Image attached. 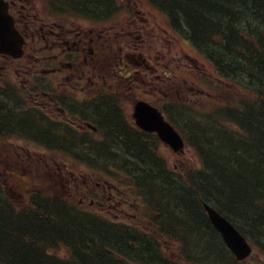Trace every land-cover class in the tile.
Returning <instances> with one entry per match:
<instances>
[{
	"label": "trees",
	"instance_id": "obj_1",
	"mask_svg": "<svg viewBox=\"0 0 264 264\" xmlns=\"http://www.w3.org/2000/svg\"><path fill=\"white\" fill-rule=\"evenodd\" d=\"M211 2L213 0H160L159 4L167 12L168 21H171L173 26L179 29L187 27L191 41L204 54L216 59L220 53L223 60H216L225 65L228 77H246L245 84L254 88V96L243 100L239 109L241 111L237 107V110L231 112L219 110L215 114L216 117L197 123L191 119L189 123H184L188 138L201 158V168L189 169L183 175L171 171L169 178L177 182L176 184L165 183L159 187L149 182L146 186L149 193L153 190H165L154 202L158 210L161 206L166 208L165 215L161 214V228L164 231L172 229L177 238H171L184 241L181 243V253L187 246L183 253L185 256L180 257L183 263L159 260L165 264H241L235 263L228 254L222 258L224 253L216 247L215 238L205 236L206 229L211 232L212 227L203 202L213 204L220 213L225 214L244 234L253 239L256 248L264 254V21L256 24L234 22L236 18H243L251 11L259 14L261 10L264 11V5L261 0ZM88 4L95 2L88 1ZM250 4L253 7H250ZM98 5L106 6L102 1ZM261 6L263 7L259 9ZM216 50L221 52L216 53ZM104 106L108 111L102 113L101 107H97L96 112L105 119L111 131L117 130L116 135L126 134V143L131 145L142 143L140 137L136 134L139 137L136 138L134 132H131L129 126L117 115L113 105ZM219 119L235 122L236 131L229 132L227 128L220 127L219 123L208 122ZM203 129L204 133L209 135L208 142H205L209 147L206 149L198 144L203 136L194 135V130ZM139 150L140 157H145L149 164L152 157L149 156L150 150L143 147ZM160 163L163 165L165 161L161 160ZM156 165L159 169L165 168H162L157 160ZM162 173L167 172L162 170ZM141 187L145 190V185ZM176 188H179V191H174ZM169 193L174 198H171ZM170 198L175 202L171 206L168 205ZM41 205L43 208L40 206L34 213L15 211V214L11 211V215H8L7 211L3 212L4 209L0 210V259H3L4 263L134 264L139 261L120 259L117 254L124 250L129 254L128 258L133 254L140 255L138 252L141 248L135 249L131 245L133 240L138 244L139 240H145L141 238V231L134 233L124 227L103 229L98 221L94 225L89 222L92 220L86 217L73 215L64 205L51 202ZM52 209L56 211L57 216L52 213ZM192 211H201V216L192 215ZM193 232L199 235L196 244H200L204 237L209 240L207 245L210 249L203 251L196 245L191 239ZM75 239L79 244L72 242ZM129 240L132 241L131 245ZM58 241L61 244H64V241L70 242L69 258L61 259L49 252L58 247ZM108 246H112L110 250L107 249ZM114 250L116 255L112 253ZM216 250L221 253L219 261L213 260ZM153 251L151 249L149 252ZM156 253L159 255L157 250Z\"/></svg>",
	"mask_w": 264,
	"mask_h": 264
},
{
	"label": "flooded vegetation",
	"instance_id": "obj_2",
	"mask_svg": "<svg viewBox=\"0 0 264 264\" xmlns=\"http://www.w3.org/2000/svg\"><path fill=\"white\" fill-rule=\"evenodd\" d=\"M4 1L26 39V53L21 60L0 56V146L5 148L0 161L53 158L60 152L90 154L89 139L102 137L90 102L112 84L102 73L103 65L108 61V69L122 77L127 65H119L129 58L114 35L96 28L95 10L105 9L109 1ZM101 1L106 6L98 5ZM77 8L91 24L75 16ZM112 41L117 51L105 57ZM36 144L40 146L31 147ZM57 177L52 168L53 180Z\"/></svg>",
	"mask_w": 264,
	"mask_h": 264
},
{
	"label": "rangeland",
	"instance_id": "obj_3",
	"mask_svg": "<svg viewBox=\"0 0 264 264\" xmlns=\"http://www.w3.org/2000/svg\"><path fill=\"white\" fill-rule=\"evenodd\" d=\"M147 0H137V3L135 0H118V2L120 3L119 8H121V13L119 14V16L117 17H113L110 20H101V21H110L111 23L105 24V25H100L98 27H96L97 29L100 30V28H111V26L113 25H119L117 27H114L111 32H113L114 34L119 32L120 30H123V27H126L127 25L131 24L132 22L128 23L130 20L131 21H141L144 23V25H142L141 23V27H139L137 29V34H141L142 39H144V43L141 44V42L139 41V39H136V41L134 42V44L136 45V52H134L135 57L138 58L139 56V52H143V54L148 58H153L154 56L158 57V58H162L163 62L168 66V67H172L173 71L175 73L176 76H170V78L168 79V83H169V87H172L174 85L175 82H178L179 87H182L183 85H186L187 87H196L199 88L201 86L205 87V84L202 83L200 80L196 82H194L193 80H195V75H200L205 81L206 78H208L207 76H211L212 75V66L209 65V63L206 61V59H204L203 56H201L200 54H197L194 52L191 53L189 51L188 45L185 43L186 40L184 37H180L178 35H175L172 33V35L170 36H166L165 35V30H167L169 27L167 25V21H165V18L163 17V14L158 11V10H154L151 8V4L147 1ZM215 0H213L214 3ZM219 2V1H218ZM235 3V1H234ZM225 5V4H223ZM250 7H253L252 4L249 5ZM263 6H261L259 9H261ZM234 10H236V8H234ZM236 15V14H235ZM128 17V18H127ZM238 19H242V17H238L236 18V20H234V22H237L238 24ZM86 23H90L91 21H83ZM164 26V27H163ZM141 38V37H140ZM172 38V39H171ZM160 44H162V46H160ZM157 49V50H156ZM219 53L221 51L216 50V53ZM153 56V57H152ZM178 56H190L193 60H188V59H183L182 63H180V58ZM219 58H221V60H223V57L220 56L219 53ZM153 59H150L151 63H154ZM144 60V58H143ZM143 63V61L141 62V64ZM146 64V63H144ZM139 66V64H136L135 66ZM147 65V64H146ZM195 72V73H194ZM188 73V76L186 75ZM160 75V73H159ZM197 75V76H198ZM162 79H160L158 82L156 81L155 84L157 85H161L163 81H161ZM194 82V84H193ZM174 87V86H173ZM205 91H207V88H203ZM226 88L229 89L230 91L228 92L229 94L231 92L233 93H237L238 92L242 95H244V92H240V88L238 87H234L233 85L228 86L226 85ZM235 89H238V91ZM217 90V89H216ZM218 91V90H217ZM193 91L190 90L189 93H192ZM192 98H195L196 96H198L196 93H192L189 94ZM237 98H240L237 95L231 94ZM151 98H154V95H151ZM203 100L206 101V104L209 103L210 101H208V98L202 97ZM182 100H183V96H182ZM188 98L184 99V102H188ZM104 105H106V103H104ZM102 105L101 106V110H103L102 113H104V111H108V109L106 108V106ZM110 106V104H109ZM129 110H132V106H130L128 108ZM241 111V110H239ZM130 111H127L126 114H128ZM235 113V112H234ZM101 118H103L101 116ZM126 118V116H125ZM104 119V118H103ZM129 123L131 122V120H133L132 116L130 115L129 117ZM225 124V123H224ZM224 124H222L220 127H223ZM106 130H111V127L109 125H105L104 126ZM117 130L112 131L113 132V136H111V138L113 139H117L116 138V132ZM201 135L203 136L202 140L198 143L201 146H204V148H208L209 146L207 144H205V142H208V137L209 135L204 133V129L201 130ZM194 132H197L194 130ZM126 135V134H124ZM123 134L119 135L120 138H123L124 142H123V148H129V146H131V144L126 143L127 138H125ZM229 144V143H228ZM159 151H157L162 157L163 159H168L167 160V165L173 164L175 163V161L177 160H184L183 162H188L191 164L188 165H194L195 167L196 165V159L193 156V151L192 149H187L185 150L184 153H174L173 150L171 148H169L168 146H159ZM3 149V144L2 146H0V151H2ZM209 149H207V151H209ZM96 152L97 155H99V157H101L100 159H95L94 162H92V160L90 159V156L87 157L88 159H85V155H80L77 156V154H72L71 157H66L64 162L62 161L63 156L58 157L57 156V163L56 164H60L61 167L63 168H59L61 171V187H63V191L64 190H68V183H70L71 185L76 182L78 185H84L87 184L88 186L85 187V189L90 188L89 186V182L90 180H92V185H94L95 181H100L101 185L106 186V191L105 188L99 187V189H97V191H101V192H105V196H106V204L109 206L115 205V203L113 201H111V199L109 198L110 196V188L107 185V183L111 184L112 186H117L119 188V194L121 196H123L126 200V203L129 204L128 202H130L131 204L126 205V209L127 210H120L119 212L116 213V210L113 209L111 216L106 214V217L108 219H111L113 221H124L126 224L130 225V226H134L137 229H141V230H146L149 233H155L157 236V232L154 231L153 229V225L151 223H149L148 221L146 222V219H148V217H150L149 214L145 213L146 211V206L145 203L142 202V200H140L139 195H137L136 193L138 191H136L134 188H131V184L130 181L127 179L128 175L132 174V176H139L137 184H139V190L142 192L143 188L141 187L142 185H145V192L147 195L152 196L150 202L151 204H154V202L156 201V197L160 195V192H156V191H151V193H149L148 191H146V186L149 184V182L155 185H158L159 187L162 186L163 184H176L177 182H173L171 179H168V176L166 173H162V171H160L159 167H157L156 165V160L158 161V159H160V157L157 154H149V156H152L149 160L150 163L148 164V160H146L145 157H140L141 153H138L137 156L138 158H136V163L134 166L132 165H128L127 163L125 164V168L123 170V172H117V170H115L113 164L115 165V163L121 162V160H123L122 157H124L123 154H119L117 150H115L112 147H106L103 150L97 151V150H93L90 149V152ZM125 152V150H124ZM119 154V155H118ZM112 156V158H108L106 159L108 156ZM118 155V156H117ZM121 155V156H120ZM117 156V157H116ZM106 159V160H105ZM109 160V161H107ZM217 161V159H215ZM25 161H30V160H25ZM24 160H20L16 165H14L13 169L9 168L8 170H4L3 171V175H0V184L7 182V184L4 183V187L3 189H5V191L7 192V189L5 187V185H9L12 186L14 189V195L17 194L18 196L22 195V191L19 189L20 187H16L14 185H12V183L9 180H12V175H13V170H15L16 176L15 179L16 180H26L27 178H25L24 176L26 175H30L33 176L31 168L29 167V165H27ZM10 161H4L0 164H2V166H0V170L1 167L10 164ZM17 167H21L22 169H19ZM105 168V172H108L107 175L102 176V174H100V172L104 171ZM187 172L188 170L185 169ZM144 171V172H143ZM4 173H8L7 177H4L6 175H4ZM98 175L96 176L95 175ZM118 175H117V174ZM184 173V172H183ZM116 174V175H114ZM31 180V179H30ZM140 180V183H138ZM3 185V184H2ZM181 185H179V188ZM93 188H96L97 185L95 186H91ZM130 187V188H129ZM141 187V189H140ZM1 188V186H0ZM75 187H73L74 189ZM157 188V187H156ZM179 188H176L174 191H179ZM72 189V190H73ZM2 190V189H1ZM1 195H0V199L4 197L3 193L4 191L2 190ZM69 191V190H68ZM121 191V192H120ZM174 191L172 193H174ZM115 192V191H114ZM136 192V193H135ZM175 192V193H176ZM119 194L116 196L118 197ZM171 198H174V196L172 197V194L169 193ZM7 195L10 197V195L7 193ZM144 195V194H143ZM80 195L76 196L77 200L79 199ZM148 197V198H149ZM87 198V197H86ZM158 198V197H157ZM169 199L168 201V205L171 206L173 205L175 202L172 199ZM88 199V198H87ZM120 200V199H119ZM120 203H122V201L120 200ZM119 203V204H120ZM136 203H140L142 205L136 204ZM28 204V202H27ZM26 204V206H27ZM167 205V207H168ZM25 206V207H26ZM117 206V205H116ZM115 206V207H116ZM35 207V206H34ZM162 211V209H160ZM6 212V214L11 215L10 212L8 211L6 208H4L3 212ZM127 212V213H125ZM128 212H134L129 214ZM30 215V214H29ZM157 215V213L154 214V216ZM129 229V227H128ZM206 229V228H204ZM198 231V230H197ZM214 231V230H213ZM213 231L209 232L208 229H206L205 236H213ZM158 237V236H157ZM159 239H161L159 237ZM259 240V239H258ZM163 245L166 248L167 247V243L168 241H164L162 239ZM174 246L173 243L170 244V248L173 249L172 247ZM169 248V249H170ZM167 251V250H166ZM176 251V250H175ZM54 253L59 256L61 259H66L68 258L69 254H68V249L62 244L61 248L57 249L54 251ZM168 253L170 255H172V257L177 255V251L176 254L173 256V253L171 251H168ZM181 252H179L180 254ZM223 253L227 254L226 251L223 250ZM178 254V256H179ZM168 255V256H170ZM185 256V255H184ZM171 257V256H170ZM218 256L216 254H214L213 258H217ZM250 264H264V255L263 254H259L258 252H254L250 257ZM243 264V263H241ZM249 264V263H247Z\"/></svg>",
	"mask_w": 264,
	"mask_h": 264
},
{
	"label": "water",
	"instance_id": "obj_4",
	"mask_svg": "<svg viewBox=\"0 0 264 264\" xmlns=\"http://www.w3.org/2000/svg\"><path fill=\"white\" fill-rule=\"evenodd\" d=\"M21 39L13 27L10 16H7L4 9L0 8V52H7L14 55L19 53ZM135 118L137 124L151 131L156 130L159 136L167 142L171 148L178 150L182 146L181 136L174 128H170L163 119L161 113L145 102H138L135 107ZM206 210L213 224L222 233L228 245L233 249L237 259H244L251 252V248L245 237L233 226L230 221L220 215L213 207L206 205Z\"/></svg>",
	"mask_w": 264,
	"mask_h": 264
},
{
	"label": "bare ground",
	"instance_id": "obj_5",
	"mask_svg": "<svg viewBox=\"0 0 264 264\" xmlns=\"http://www.w3.org/2000/svg\"><path fill=\"white\" fill-rule=\"evenodd\" d=\"M261 3H262V5H264V0H261ZM95 11H97V10H95ZM84 11L83 10H81V9H79V8H77L75 11H74V13H75V16H77L78 17V19L79 20H81V21H84L85 20V15H84V13H83ZM69 13H71L70 11H69ZM255 14H257V13H255ZM252 11L249 13V15H245L242 19H238V24H244V23H253V24H256V23H261V22H263L264 21V11L263 10H261V12L259 13V14H257V15H255ZM100 29H102V28H100ZM126 52V51H125ZM127 53V52H126ZM105 65H107V64H105ZM185 114V112L183 113V115ZM182 115V116H183ZM182 116L179 118V119H181L182 118ZM190 120L191 119H185V121H184V123H189L190 122ZM126 124V123H125ZM167 125L171 128H173V126H172V124L170 123V122H167ZM200 134H201V131L200 130H197V132H195V134L194 135H199L200 136ZM140 139H141V141H142V143H140V144H135V145H131V146H129V148H117V150H118V152H119V154H123L124 155V157H122L123 159H125V161L127 162V164L128 165H133V163H135L136 161H135V159L137 158V154H138V152H140V150H139V148L141 147H143V148H148V147H150L151 145H153L154 144V140H157V139H159V137H157V136H149V134H146V133H144V134H140ZM138 136H136V138H139ZM143 139V140H142ZM124 150H125V152H124ZM121 156V155H120ZM168 176V175H167ZM171 176V175H170ZM168 179H169V176H168ZM166 189H168V187H167V185H166ZM165 191V190H164ZM4 208H3V204L0 202V210H3ZM204 210H205V213H207V210H206V208H204ZM201 211L199 212V211H192V215H195V216H201ZM23 216H25V215H23ZM63 235H65V234H63ZM62 235V236H63ZM56 237H57V235H55ZM223 236V235H222ZM221 236V237H222ZM241 236L242 237H245V235L243 234V233H241ZM55 238V237H54ZM245 238H247V237H245ZM78 240L77 239H75V241H72L73 243H76V244H79L78 242H77ZM209 240H204V243H207ZM81 245V244H80Z\"/></svg>",
	"mask_w": 264,
	"mask_h": 264
}]
</instances>
